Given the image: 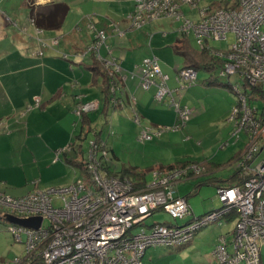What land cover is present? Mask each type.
Wrapping results in <instances>:
<instances>
[{"label": "built area", "instance_id": "obj_1", "mask_svg": "<svg viewBox=\"0 0 264 264\" xmlns=\"http://www.w3.org/2000/svg\"><path fill=\"white\" fill-rule=\"evenodd\" d=\"M202 1L136 0L135 10L128 20L134 29L163 17L182 20L181 34H193L202 50L210 51L223 61L220 77L229 79L237 76L242 80L241 86L233 88L238 97L234 117L240 118V127L246 132L249 133L248 128L256 130L249 133L251 143L239 165L242 167L249 163L248 167L245 166L246 181L242 186L218 187L221 209L198 218L188 200L176 197L174 192L185 179L200 175L201 168L197 165L155 171L152 181L144 189L135 190L131 179L106 175L93 142L89 160L92 185L80 178L68 187L35 190L20 198L0 193L3 215L44 219L38 231L10 225L17 240L23 242L22 234H26L28 254L35 248L41 251L39 256L43 257V264H143L148 248L189 244L200 230L214 223L222 225V221L233 214L237 215L233 238L228 241L221 237L213 253L214 258L219 264H261V248L264 246V159L258 162L262 146L258 145V141L264 139V106L260 110L255 102L263 100L264 103V98L258 96L254 99L253 95H263L261 91L264 92V0H230L228 9L206 7L199 9L197 22L185 20L181 10L183 5L195 7ZM90 27L94 26L91 24ZM230 35H233L231 44ZM108 41V31L99 30L85 54L94 55L109 70L110 88L114 95L112 103L123 106L124 100L116 96L118 90L123 91L120 85L124 81L121 65L116 61L108 64L101 56V50L108 47ZM212 41L225 42L228 47L215 50L210 45ZM45 44L43 47L47 48ZM137 70L140 77L134 73L132 76L133 79L139 77L143 90L155 88V98L159 102L172 97L173 92L168 86L170 77L162 73L156 57L146 58ZM175 80L178 85L176 91L190 89L198 82V71L182 69ZM172 104L178 111L177 129H180L190 120L191 112L174 99ZM94 106L97 108L98 104H79L75 114L81 118L83 114L95 110ZM135 112V121L141 124V116ZM148 132H142L144 140L152 139ZM102 152L103 158L108 156L105 150ZM158 211L169 214L174 220L193 219L184 226L155 224L150 233L141 229L146 226V220ZM137 229L141 230L135 234ZM19 261L16 260V264Z\"/></svg>", "mask_w": 264, "mask_h": 264}, {"label": "rangeland", "instance_id": "obj_2", "mask_svg": "<svg viewBox=\"0 0 264 264\" xmlns=\"http://www.w3.org/2000/svg\"><path fill=\"white\" fill-rule=\"evenodd\" d=\"M220 1L221 0H203L199 3V6L195 7L183 5L181 10H183L184 19L197 22L200 18L199 9L206 8L205 6H210L209 4L213 2L219 3ZM17 7L16 5V8ZM91 7L95 12L91 11ZM0 8L1 12L3 8ZM86 8L90 12L83 18V24L80 28L85 27L92 35H96V32L99 30H107L108 36L111 34V36L117 40V44L113 47V49L117 48L115 49L117 55L114 56L112 50L110 51L104 47L101 50L102 58L108 62V64H114L115 61L122 64V61L125 60V55L122 50H126L128 51L130 59L135 62V65H141L146 58L156 57L159 60L162 73L170 77L168 86L170 90H172L173 95L172 97H168L165 102H159L155 98L156 89L152 88L149 91L143 90L141 87V80L137 78L135 81L136 89L133 90V93H128V98L131 101V105L129 104L130 106L128 105L126 92L121 94V90L117 91L116 96L122 97L124 104L123 106H115L111 102L112 107L109 110L110 115L107 119L102 117L101 114L99 115L98 107L96 108V106H94L96 109L89 112L91 113L90 117L92 119L89 125L90 131L88 130L85 141L81 142L83 143V158L85 160H90L92 143L97 139L99 134L101 141H103L102 143L106 145L109 152L108 156L103 158V162H105L111 170L116 172L123 171L124 169H136L138 172L141 170V172L147 173V181L150 182L153 179L154 172L158 171L160 166L166 167L177 163H183L184 161L198 163L206 161L210 169L213 168L210 170L212 173L210 177L216 178L217 180L223 179L225 181L231 179L236 168L240 165L238 156H242L251 143V136L249 133L256 132L255 129L251 128H248L250 130L249 133L246 132L244 128L241 129L240 118L236 119V117H234L238 97L233 88L241 86L242 80L237 76H233L229 79L220 77L221 66H216L209 70L205 65H202L197 70L198 83L194 87L175 91L176 89L172 87L171 84H175L176 76L185 65V57L177 54L175 51L176 48L182 50L176 43L177 39L183 40V35L180 32V28L183 25L182 20H177L175 17H163L141 28L134 29L131 28L132 25L128 17L130 13L135 10V6L132 12L125 16L128 23L127 28L123 24V17L116 9L110 12V15H113V17L110 18L107 16L109 9L106 7L102 8L101 5L97 7L96 5L88 3L86 4ZM213 10L216 9L214 8ZM72 13L73 17L81 15L77 10H73ZM74 21L75 20H73V22ZM91 24L94 26L93 28L90 27ZM14 25L17 26L16 24ZM104 25H106L105 28H103ZM86 35H88V33H86ZM61 37L62 35H59L47 40L45 42L48 46L47 48L43 47L45 43L40 42V49H42V51L54 49L55 52L59 53V48L65 46V40ZM232 40L233 35H230V44L233 42ZM55 41L57 43L53 44ZM186 42L187 50L198 54L201 52V48L197 45L193 34L187 36ZM210 45L215 50H225L228 47L225 42L218 41H212ZM143 46L145 48H143ZM134 48L137 50H131ZM62 52L63 53H60V58L71 62V59L67 56L64 58L66 52ZM106 53L108 54V58H104ZM131 73L140 77L139 70L133 69ZM98 81L99 86L92 87L90 93H94L101 100L102 93L100 87L102 85V79L98 77ZM133 83L130 81V86H132ZM258 96L262 98L264 95L260 93H255L253 95L254 99H257ZM143 97H145V99H143ZM80 98L81 97H79V99ZM172 99L177 101L180 106H187L191 112L190 120L180 129H177L179 117L176 106L172 104ZM86 101L89 100H85V102ZM79 102L83 105L98 104L97 102ZM39 106L40 104L38 103L36 107ZM77 106L74 107V118L69 131L71 139L67 145L75 143L77 137L83 131L82 128L84 123L82 118L84 114L81 118L76 116L75 109ZM146 106L150 112L156 113L155 118H150L149 120V118L143 117L144 115H142L141 107L145 109ZM255 106L262 110L264 106L263 100L256 101ZM33 109L35 108H27L24 116L20 113L17 115L15 112L12 114L0 112V136H10L12 134L17 136L18 133H24V131L17 132V130H14L13 127L8 124L9 118L16 122L21 121L20 124L24 125L26 124V120H24L26 116L29 115V117L27 116L29 120L34 114H36L35 117L41 118L37 120L38 129L40 131H50L51 134L59 131V129L56 128V122L53 117L39 112L31 113ZM135 110L141 116V124L135 121ZM239 114L240 113H238V115ZM242 116L245 117L243 114ZM247 118H250V116ZM145 130L149 131L148 135L152 136V139H143L142 132H145ZM96 132L99 133L97 134ZM258 145H262L259 162L264 159V139H259ZM17 153L19 154H17L15 158L20 160L19 162L28 157L27 150L17 151ZM41 153L40 156L42 158L47 155L45 154V149H42ZM97 155L98 158L101 159L104 153L101 150H97ZM235 157L236 160L232 161ZM78 178H83V175L79 169L75 168L66 169L65 174L59 178L54 177V179L59 180L57 183L67 182L69 180L72 182L74 179L76 181ZM0 179V193L7 196H9L10 193H20L27 189V185H25L27 182L24 179L21 168H0ZM54 181L55 180L51 179L48 182H44L43 185L53 183ZM207 181L208 177L185 179L174 191L175 196L180 193L182 197H187L192 211H194L195 216L198 218L210 212L217 211L222 207V203L217 195V187L212 184H206L208 183ZM40 182L41 179L35 177H32L30 180L31 185L36 183L39 184ZM196 183L203 185L197 194H192V187ZM22 185L24 186L22 187ZM67 186H62L61 188ZM15 187L17 190H14ZM29 187L30 185L28 188ZM38 187L40 188V186ZM59 188L60 186L56 185L41 186L40 190L45 191ZM36 190L39 189L37 188ZM191 219L193 218L174 220L169 214L158 211L146 220V226L141 229H145L150 233V227L155 224H178L184 226ZM48 224L49 222L46 221L45 225L48 226ZM236 224L237 220L235 219L228 222L223 220L222 225L218 223L211 224L195 235L193 243L186 245L176 247H150L146 250L142 263L219 264L214 258L213 253L220 244L221 236L232 233ZM10 225L11 224L8 222L0 220V264H16L18 258L23 259L28 254L25 244L26 234H22L23 242L17 240L18 238L15 237L10 230ZM141 229L134 230V233L137 234ZM42 247L38 248L42 249ZM35 250L36 248L34 250H29L32 253L29 252L30 254L28 255H40L41 251ZM261 254V264H264V246L261 248ZM210 256L212 257L211 260Z\"/></svg>", "mask_w": 264, "mask_h": 264}, {"label": "crops", "instance_id": "obj_3", "mask_svg": "<svg viewBox=\"0 0 264 264\" xmlns=\"http://www.w3.org/2000/svg\"><path fill=\"white\" fill-rule=\"evenodd\" d=\"M229 1L221 0L219 3L213 2L214 4L211 3L209 4L210 6L205 7H213L214 5L218 7L220 4L223 5L222 2ZM35 3L37 6H49V8L56 3H62L69 7V12L62 29L57 31H40L32 21L27 0H0V7L3 8L0 12V112L11 114L15 112L17 115L20 113L24 116L27 108L34 107L35 109L31 113L39 112L53 117L56 122V128L59 131L54 134H51L50 131H40L37 120L41 118L35 117L36 114L32 115L29 120L27 119L29 115H27L28 117L26 116L24 119L26 120V124L24 125L20 124L21 121L16 122L9 118L8 124L14 130H17V132L24 131V133H18L17 136L13 134L10 136H0V168H21L24 179L27 182L25 184L27 185V189L24 192L10 193L9 196L14 198L26 196L37 188L40 190L41 186L56 185L61 188L62 186H70L75 181L74 179L72 182L69 180L57 183L59 180L54 179V177L59 178L65 174L66 169H79L67 163L64 154V151L71 145L67 144L71 139L69 131L74 118V107L82 104L79 101L84 103L97 102L100 115L105 106V94L103 92L105 77L94 70L95 68L102 67L103 64L97 63L92 55L85 54L87 48L93 44L94 35L91 32L89 33L85 27L80 28L83 24V18L90 12L87 10L86 4L91 3L97 7L98 5H101L102 8L106 7L109 9L107 16L110 18L113 17V15H110V12L115 9L118 10L124 19L123 24L127 28L128 23L125 16L132 12L136 0H35ZM16 5L18 6L17 8ZM73 10H77L81 15L73 17ZM91 11L95 12L92 7ZM73 20L75 21L73 22ZM105 27L106 25L103 26V28ZM59 35H62L61 38L65 40V46L59 48V53L55 52L54 49L43 51L40 49L41 41L46 42ZM109 36L107 49L112 50L114 56H116L115 49L117 48L113 49V47L117 44V40L111 34ZM185 38L187 37H183V40L186 41ZM143 48L145 47L143 46ZM62 51L66 52L64 58L67 56L71 59V62L60 58V53H63ZM122 52L125 55V60L120 64L124 80L120 82L123 88L121 94L126 92L128 105H131L128 93L131 94L136 89L135 81L139 78L133 79L131 71L133 69L137 70V67L140 65H135V62L130 59L128 51L122 50ZM108 54L106 53L104 58H108ZM185 66L186 63L182 69ZM98 77L102 79L100 87L102 93L101 100L94 93H90L92 87L99 86ZM130 81L134 82L132 86L129 84ZM171 86L177 90L178 85L176 80L175 84H171ZM79 97L81 98L79 99ZM85 100L89 101L85 102ZM38 103L40 106L36 107ZM143 108L141 107L143 117H147L149 120L150 118H155L156 113L150 112L147 106L145 109ZM42 149H45V154H47L43 158L40 156ZM23 150H27L28 157L19 162L20 160L16 159L15 156L19 154L17 151ZM32 177L41 179L40 185L37 183L31 185L30 180ZM51 179L55 181L43 185L44 182H48ZM226 184L229 185V181L228 183L226 181ZM29 185L30 187L28 188ZM195 185L192 187V193L194 192ZM14 190H17V188L15 187ZM176 197L187 199V197H182L180 193ZM193 214L195 215L194 211ZM221 237L227 238L228 241H231L233 238L232 233ZM190 243H193V241ZM211 259L212 257L210 256ZM17 260L20 259L18 258Z\"/></svg>", "mask_w": 264, "mask_h": 264}, {"label": "trees", "instance_id": "obj_4", "mask_svg": "<svg viewBox=\"0 0 264 264\" xmlns=\"http://www.w3.org/2000/svg\"><path fill=\"white\" fill-rule=\"evenodd\" d=\"M28 6L30 8V13H31V18L33 19V23L36 26V28L40 31H57L62 29L64 21L68 15L69 12V7L65 4L62 3H56L52 6H37L35 3V0H27ZM222 4H220V6H218L216 8V6L214 5L213 7L211 6V9H228L229 3L230 2H222ZM225 4V5H224ZM235 8V7H234ZM182 37H187L184 34H182ZM186 39V38H185ZM184 41V42H183ZM178 47L182 48V50L177 49L176 48V53L185 57V63L186 66L185 68H192L195 70H198V68H200L202 65H205V67H207V69H212L214 67H220L223 65V61L216 58L210 51L208 50H202L201 52L198 54L196 52H191L190 50H187V42L185 40H178L177 41ZM93 58L96 60V62L98 63L96 57L94 55H92ZM102 66V65H101ZM184 68V69H185ZM94 70H96L97 72L101 73L103 75V77H105L104 80V88H103V92L105 94V106L101 112L102 117H105L106 119L109 117L110 115V108L112 107V100L114 99V95L111 92V88H110V78L108 76V71L105 69V67H99V68H95ZM106 70V71H105ZM230 86V85H228ZM232 87V86H231ZM260 90V89H259ZM262 94L264 95V92L261 91ZM264 96H262L263 98ZM238 104V103H237ZM91 113H86L84 114V117L82 118V121L84 123L83 125V131L81 132V134L77 137V142L80 143H74L72 145H70L65 151L64 154L66 156V161L67 163H70L71 165L78 167L83 175L84 180L87 182V184H91L92 185V177H91V172L89 169V165H90V161L89 160H85L83 158V143L86 137H87V132L90 129L89 125L92 122V119L90 117ZM90 131V130H89ZM97 134L99 132H96ZM103 141H101L100 135L98 134L97 139L94 141L95 145H96V149L97 150H101V151H106L107 155H108V150L106 148V145H102ZM242 156L239 155V161H242ZM236 160V157L233 158L232 161ZM101 168L102 170L106 173V175L108 176H120L121 178H129L132 181H134V186H135V190H140V189H144L148 183L147 181V173H143L141 171H136V169H124L123 171L120 172H116L114 170H111L109 166H107V164L105 162H103V156L101 157ZM188 164H192V165H197L199 168H201V173L199 176V178L202 177H208V183L206 184H212L216 187H221V186H226V187H235V186H242L244 184V182L246 181V176H245V166L248 167L249 163L247 164V162L245 163V165L238 166L236 168V171L233 175V177L229 180H226L227 183L229 181V185L226 184L225 180H217L216 178L210 177L212 175L211 171L213 168L210 169L209 164L206 163V161L202 162V163H197V162H191V161H184L183 163H177L175 165H169V166H160L159 170L163 171V170H173L176 168H182L185 167ZM195 177V178H197ZM213 178V179H212ZM191 179H194V177H192ZM211 181V182H210ZM223 181V182H221ZM210 182V183H209ZM198 184V183H197ZM195 185L194 188V192L192 194H197L199 192V190L201 189L203 184H198ZM223 184V185H221ZM3 210L0 208V220H3ZM237 215L233 214V216H231L230 218L227 219V221H231L234 220L235 217ZM44 263V259L42 256L39 255H33L31 254L26 255L25 258L20 259V263L19 264H43Z\"/></svg>", "mask_w": 264, "mask_h": 264}, {"label": "water", "instance_id": "obj_5", "mask_svg": "<svg viewBox=\"0 0 264 264\" xmlns=\"http://www.w3.org/2000/svg\"><path fill=\"white\" fill-rule=\"evenodd\" d=\"M3 220L9 224L18 225L20 227L36 231L42 228L44 222V219L41 217L22 219L10 214L3 215Z\"/></svg>", "mask_w": 264, "mask_h": 264}, {"label": "bare ground", "instance_id": "obj_6", "mask_svg": "<svg viewBox=\"0 0 264 264\" xmlns=\"http://www.w3.org/2000/svg\"><path fill=\"white\" fill-rule=\"evenodd\" d=\"M261 154V153H260ZM236 227V226H235ZM27 251V250H26Z\"/></svg>", "mask_w": 264, "mask_h": 264}, {"label": "clouds", "instance_id": "obj_7", "mask_svg": "<svg viewBox=\"0 0 264 264\" xmlns=\"http://www.w3.org/2000/svg\"><path fill=\"white\" fill-rule=\"evenodd\" d=\"M193 240H194V239H193ZM193 240H192V241H193Z\"/></svg>", "mask_w": 264, "mask_h": 264}]
</instances>
